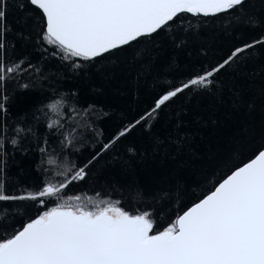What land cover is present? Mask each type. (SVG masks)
Returning <instances> with one entry per match:
<instances>
[{"label":"trees","instance_id":"obj_1","mask_svg":"<svg viewBox=\"0 0 264 264\" xmlns=\"http://www.w3.org/2000/svg\"><path fill=\"white\" fill-rule=\"evenodd\" d=\"M4 10L0 57L21 69L0 80L5 194H34L87 167L59 198L44 197L46 207L31 199L0 201V238L65 202L88 208L118 202L130 214L147 212L154 232L163 231L264 148V44L147 118L168 91L264 38V0L208 17L180 13L157 32L90 60L62 59L44 39V17L29 0H6ZM54 102L60 103L49 109Z\"/></svg>","mask_w":264,"mask_h":264},{"label":"snow or ice","instance_id":"obj_2","mask_svg":"<svg viewBox=\"0 0 264 264\" xmlns=\"http://www.w3.org/2000/svg\"><path fill=\"white\" fill-rule=\"evenodd\" d=\"M243 2L30 0L42 10L46 20V42L65 54L62 59L80 57L85 60L151 35L180 13L217 15ZM5 3L6 0H0V21L6 18ZM2 35L0 30V50L5 47ZM255 44H264V38L234 49L218 66L168 91L157 99L147 118L189 86L207 87L212 83L209 77ZM20 70L19 64L5 66L0 57V80L6 73ZM56 103L60 102L47 107L52 109ZM145 119L141 117L121 130L102 150H107ZM52 126L49 124V128ZM16 142L12 140L13 144ZM86 167L78 168L71 177L65 175L57 185L47 183L34 194H5V185L0 182V201L31 199L46 207L43 198H59L69 183L84 179ZM68 199L79 200L80 197ZM117 204L88 208L65 202L47 208L20 230L0 238V264H264V150L218 183L163 231L154 232L147 212L130 214Z\"/></svg>","mask_w":264,"mask_h":264},{"label":"water","instance_id":"obj_3","mask_svg":"<svg viewBox=\"0 0 264 264\" xmlns=\"http://www.w3.org/2000/svg\"><path fill=\"white\" fill-rule=\"evenodd\" d=\"M29 1H30V0H29ZM31 5H32V4H31ZM33 6H34L35 8H37V9L42 13V10H40L37 6H35V5H33ZM42 15H43V13H42ZM201 16H203V15H201ZM209 16H213V15H209ZM43 17H44V16H43ZM205 17H208V16H205ZM44 22H45V32H46V20H45V18H44ZM169 22H170V21H169ZM131 42H132V41H131ZM129 43H130V42H129ZM122 46H124V45H122ZM120 47H121V46H120ZM112 50H114V49H112ZM112 50H110V51H112ZM110 51H109V52H110ZM104 54H105V53H104ZM102 55H103V54H102ZM261 150H264V148H262ZM261 150H260V151H261ZM258 153H259V152H258ZM258 153H257V154H258ZM257 154H256V155H257ZM256 155H255V156H256ZM255 156H254L252 159H254ZM252 159H250V160H252ZM250 160L247 161V162H245V163L250 162ZM245 163H244V164H245ZM244 164H242V165L239 166V167H242ZM239 167H237V168H239ZM237 168H235L233 171H235ZM233 171H231V172H230L225 178H223L220 182H222V181H223L224 179H226L229 175H231V173H232ZM220 182H219V183H220ZM217 185H218V184H217ZM217 185H216V186H217ZM216 186H215V187H216ZM215 187H214V188H215ZM214 188H213V190H214ZM213 190H212V191H213ZM210 192H211V191H210ZM210 192H209V193H210ZM209 193H207V194H209ZM207 194H206V195H207ZM206 195H205V196H206ZM203 198H204V197H203ZM203 198H201V199H203ZM201 199H200V200H201ZM197 202H199V200H198ZM197 202H195V203H197ZM195 203H194V204H195ZM192 205H193V204H192ZM192 205H191V206H192ZM191 206H189L188 208H190ZM188 208H187V209H188ZM187 209H186V210H187ZM186 210H184V211H186ZM184 211H183V212H184ZM183 212H182L180 215H182Z\"/></svg>","mask_w":264,"mask_h":264}]
</instances>
